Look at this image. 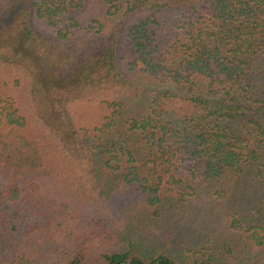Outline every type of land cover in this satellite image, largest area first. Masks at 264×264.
<instances>
[{"label":"trees","instance_id":"obj_1","mask_svg":"<svg viewBox=\"0 0 264 264\" xmlns=\"http://www.w3.org/2000/svg\"><path fill=\"white\" fill-rule=\"evenodd\" d=\"M0 264H264V0H0Z\"/></svg>","mask_w":264,"mask_h":264},{"label":"rangeland","instance_id":"obj_2","mask_svg":"<svg viewBox=\"0 0 264 264\" xmlns=\"http://www.w3.org/2000/svg\"><path fill=\"white\" fill-rule=\"evenodd\" d=\"M167 87L169 88V86H164L163 88L168 89ZM197 204L200 207H202L205 204V198H204V201L202 200L201 202H198ZM14 215L15 217L16 216L20 217L19 221L18 220L17 221L19 222V229H20L19 236L23 240L27 239L26 236L29 234L30 235L39 234V232L31 233L35 230V225L40 226V227L44 225L41 218H39L33 211L32 206L27 203H24L14 208ZM187 215L192 216L193 214L180 215L177 223L174 224L176 220H173L172 222H170V226H169L170 228L168 230H160L158 227L148 228V231L144 235L141 236V239L146 240V245L150 244V245H154V247L156 246L157 247L159 246L168 247L177 252H179L182 249V247H186L184 250L185 254L192 255L196 253L197 250H199V248H195L193 246V243L196 242L194 238L198 237L197 235L201 233L197 231H190V233L192 234L188 235L190 233H187L186 229H184V224L186 222V219L188 218ZM182 220H185V221H182ZM195 227L196 226L193 225V230L196 229ZM179 228H182V229L180 230ZM65 230H67L66 225L65 227L64 226L63 227L54 226L52 228H48V234L50 238L56 237L58 240H60L64 238L65 233H68L71 231V230L69 231H65ZM222 231H224V229ZM227 234L229 235V237H226V238L230 241L231 243L230 245L232 246L239 245L242 247L243 242L241 240L244 239L245 237L235 236L233 231L227 232ZM50 238L48 237V239ZM49 242L50 241H48V243ZM238 250H242V249L239 248L236 251Z\"/></svg>","mask_w":264,"mask_h":264}]
</instances>
